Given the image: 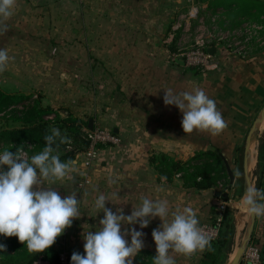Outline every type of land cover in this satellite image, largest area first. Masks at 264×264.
Returning a JSON list of instances; mask_svg holds the SVG:
<instances>
[{"label":"crops","instance_id":"1","mask_svg":"<svg viewBox=\"0 0 264 264\" xmlns=\"http://www.w3.org/2000/svg\"><path fill=\"white\" fill-rule=\"evenodd\" d=\"M175 3L176 0H17L15 14L7 21L9 31L0 36V48L14 57L0 73V91L33 95L41 106L63 115L72 114L87 127L92 120L93 127L111 130L120 137L118 144L100 148L90 168L89 185H78L79 157L74 159L78 168L74 179L54 185L62 197L77 193L81 217L56 239L52 250L66 248L83 254L84 234L96 230L103 218V213H97L94 207L101 193L114 204L106 203V207L113 211L122 207L125 215L130 214L132 206L139 205L142 196L166 199L170 212L190 206L199 224L212 220L219 204L226 201L227 217L221 233L228 236L227 242L233 232L247 225L245 193H238L236 175L229 188L218 184L194 189L184 186L178 175L171 181L162 180L164 176L150 157L166 154L186 160L214 147L226 159L235 157L264 105V31L252 43L248 55L222 51L217 46L210 65L195 70L182 64L176 55L179 47L171 14ZM194 87L202 88L222 112L228 127L221 134L184 133L182 113L174 105L163 103L164 90L179 93ZM11 128L14 127L8 129ZM255 179V187L264 189V149ZM158 186L164 190L157 191ZM113 193L118 199H113ZM160 223L159 218H154L143 229L138 224L130 226L144 233L141 251L155 255L151 232ZM6 240L0 241L5 246L0 251V264H26L31 255L26 244L23 248L27 252L23 253ZM251 240L262 249L264 264V218H255ZM204 255L205 250L190 257L177 254L175 259L177 264H209Z\"/></svg>","mask_w":264,"mask_h":264},{"label":"clouds","instance_id":"2","mask_svg":"<svg viewBox=\"0 0 264 264\" xmlns=\"http://www.w3.org/2000/svg\"><path fill=\"white\" fill-rule=\"evenodd\" d=\"M16 8L17 0H0V36L9 31L7 21ZM12 60L14 57L9 56L8 50L0 48V73ZM163 103L174 105L182 113L180 123L184 133L207 131L216 136L228 127L216 102L202 88L179 93L166 89ZM44 140L43 149L32 155L27 150L30 146L24 144L12 145L15 151L9 148L0 151V236L16 237L26 244L29 252H44L72 226L73 220L81 217L77 193L73 191L62 197L54 187L58 181L73 180V173L78 171L76 160L60 158V145L71 141L55 127ZM163 190L157 187V191ZM112 197L118 199L116 193ZM106 203L113 204L103 193L95 199L94 207L97 213H103V218L96 230L84 234V252L74 251L71 264H133L144 247V233L130 226L138 224L143 229L154 218H159L161 223L151 232L155 244L153 264H177V254L190 257L211 247V237L200 226L197 213L190 206L170 212L166 199L142 196L139 205L132 206L130 214L125 215L122 207L113 211ZM243 203L250 217L264 218V189L247 187ZM4 249L0 244V251Z\"/></svg>","mask_w":264,"mask_h":264},{"label":"trees","instance_id":"3","mask_svg":"<svg viewBox=\"0 0 264 264\" xmlns=\"http://www.w3.org/2000/svg\"><path fill=\"white\" fill-rule=\"evenodd\" d=\"M209 6L214 8L224 6L225 12L235 11L236 15L243 18V20L234 24L232 27L239 26L244 21L264 24V2L260 0H212ZM221 15H223V13ZM219 21L220 26L225 27V25L222 24L225 20L220 18ZM189 68L200 70L194 67ZM19 99L20 95H9L0 91V112L11 110ZM52 114L54 117L51 116ZM21 118L20 120L24 123L21 127L7 129L0 133V137L4 140L5 145L19 146L20 144H24L26 146L29 144L31 145V149L29 150L30 155L38 153L45 146V135L50 132L48 124H52V122L59 119L73 135V140L70 139V144L60 145L59 151L62 161L78 159L77 154L83 151L88 145V142L83 138L84 128H88L86 124L82 123L72 114L63 115L51 107L41 106L39 100L31 105ZM12 149L15 151V147ZM150 162L154 165L156 170L169 181L172 180L174 175L181 177L186 187L208 189L218 184H221L225 188L230 187L224 156L221 150L216 147L198 151L186 160L173 158L166 154L152 155L150 157ZM215 216L212 220L207 222L214 221ZM225 220L224 217L223 224ZM227 237L228 236L226 234L223 235L220 230L218 238L211 240V247L210 249H205L204 255L209 264L215 263L220 249L226 245ZM5 238L4 236H0V241H4ZM6 242H12L13 246L16 249L21 248L23 253L27 252L23 248L24 244L19 242L16 237H7ZM59 251L52 250L49 247L44 252H31L30 258L26 264H31L40 255H45L51 260H57ZM22 252L20 253L22 254ZM154 256L155 255L150 252L141 251L136 256L134 263L153 264L152 257ZM260 256L261 264L263 259L262 249H260Z\"/></svg>","mask_w":264,"mask_h":264},{"label":"rangeland","instance_id":"4","mask_svg":"<svg viewBox=\"0 0 264 264\" xmlns=\"http://www.w3.org/2000/svg\"><path fill=\"white\" fill-rule=\"evenodd\" d=\"M211 1L212 0H176V8L174 7L175 12L173 11L171 14L175 18L174 30L176 32L177 44L179 47L177 52L180 49L189 47L199 36H205L214 25L220 26V18L225 20V22L222 23L225 25V28H233L232 26L234 24L243 20L241 16L236 15L235 11L225 12L224 8L222 7L214 8L209 6ZM222 13L223 15H221ZM119 14L120 12H118V14L115 13V16H118ZM120 18L122 17H117V19ZM217 46L222 51L231 52V49L223 46L222 44L218 43ZM37 101L38 98L33 95H20V99L13 105L14 108L12 107L11 110H7L6 112H0V133L7 130L9 127H21V125L24 124L20 120L22 119L21 117H23L25 111ZM51 116L54 117L53 114ZM48 127L50 129L53 127L60 129L62 135H65L69 139L73 140L72 133L66 128L60 119L52 122V124H48ZM245 138H243V140L240 142V148L234 157L236 161L234 163L232 162L234 159L233 157L232 159H227L231 167L235 170V175L238 180V193L244 191L243 149ZM5 148H9L11 151H13V149H11V145H5L4 140L0 137V151H3ZM263 149L264 122L252 143L253 167L250 168V171L252 173L253 186L256 184L255 176L260 164V157ZM237 173H239V175H237ZM226 217L227 215H225V218ZM245 231L246 227H243L239 232L237 231V233L233 232V235L231 234L227 244L224 245L217 254L214 264H227V262L233 257L232 255H234L233 253L235 252L237 246L243 240ZM251 242L254 243L253 240H250V243Z\"/></svg>","mask_w":264,"mask_h":264},{"label":"built area","instance_id":"5","mask_svg":"<svg viewBox=\"0 0 264 264\" xmlns=\"http://www.w3.org/2000/svg\"><path fill=\"white\" fill-rule=\"evenodd\" d=\"M263 30L264 24L249 21H244L233 28L214 25L205 36H199L189 47L180 49L176 55L182 58L185 66L203 70L210 65L212 53L207 50L209 46L215 45L217 47L219 43L231 49L232 53L246 56L250 52L252 43ZM83 138L88 142V145L77 154V157L80 158L81 177L78 184L80 187L90 184V168L97 159L100 148L120 142V137L116 133L102 127L84 128ZM27 146H30L27 148L29 151L31 145L28 144ZM226 210L227 202L222 201L218 206L214 221L200 223V226L211 237V240L218 238ZM69 253L68 249L63 248L59 251L57 260H51L45 255H40L31 264H71ZM260 261L259 246L256 243L249 242L243 254L242 263L260 264Z\"/></svg>","mask_w":264,"mask_h":264},{"label":"water","instance_id":"6","mask_svg":"<svg viewBox=\"0 0 264 264\" xmlns=\"http://www.w3.org/2000/svg\"><path fill=\"white\" fill-rule=\"evenodd\" d=\"M207 50L210 53H214L216 51V46L215 45L209 46L207 48ZM181 63L184 64V61H181ZM263 120H264V105L262 106V108L258 112L256 118L254 119L253 123L251 124L249 131L246 135V139H245V144H244V149H243L244 193H245L247 187H249L250 185L253 186L252 173H251L250 167H249L250 159L252 157L251 141L253 142V139L259 133L260 125H261ZM88 128L89 129L93 128L92 120H90ZM235 161H236V159L234 158L232 160V162L234 163ZM224 162H225L227 174L229 177V184L231 185L235 182V171L231 167L230 163L228 162V160L225 157H224ZM254 221H255V218H252L249 215V219H248V222L246 225V231H245L243 240L239 243L235 252L233 253L234 255H232L233 257L227 262V264H241L242 263L243 254L246 250L248 243L251 240V236H252V232H253V228H254ZM72 253L73 252L69 253L70 262H71Z\"/></svg>","mask_w":264,"mask_h":264},{"label":"bare ground","instance_id":"7","mask_svg":"<svg viewBox=\"0 0 264 264\" xmlns=\"http://www.w3.org/2000/svg\"><path fill=\"white\" fill-rule=\"evenodd\" d=\"M263 122H264V120L262 121V123H261V125H260V127L262 126V124H263ZM252 141H251V151H252ZM252 157H251V159H250V163H249V167L251 168V167H253V164H252ZM241 212V211H240ZM243 213V212H242ZM244 214V213H243ZM242 215V214H241ZM238 216H239V214H238ZM240 226V225H239Z\"/></svg>","mask_w":264,"mask_h":264}]
</instances>
